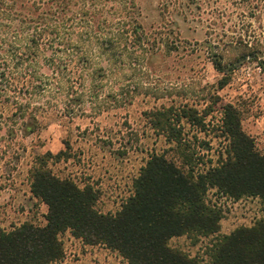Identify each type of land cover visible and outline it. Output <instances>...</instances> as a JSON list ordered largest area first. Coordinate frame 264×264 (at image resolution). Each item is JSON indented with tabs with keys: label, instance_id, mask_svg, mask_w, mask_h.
I'll list each match as a JSON object with an SVG mask.
<instances>
[{
	"label": "rangeland",
	"instance_id": "374dc122",
	"mask_svg": "<svg viewBox=\"0 0 264 264\" xmlns=\"http://www.w3.org/2000/svg\"><path fill=\"white\" fill-rule=\"evenodd\" d=\"M259 6L251 11L239 0H111L103 14L109 21L136 19L143 46L2 55L0 69L50 75L41 78L40 98L21 101L23 121L33 124L32 113L40 123L36 133L10 138L13 120L5 114L0 118V226L44 225L46 206L31 197L28 171L46 153L58 155L48 164L54 175L95 188L96 209L103 214L120 210L152 152L180 164L167 143L166 123L180 127L184 141L196 152L207 150L214 162L224 148L217 131L221 108L231 104L239 111L243 132L264 153V9ZM58 68L82 77L57 84L50 77ZM186 109L196 111L203 126L178 119ZM206 199L222 209L220 235L251 226L262 216L257 198L231 201L210 191ZM60 240L66 254L54 264H126L101 246L82 245L68 232ZM209 240L181 236L168 244L191 258L206 259Z\"/></svg>",
	"mask_w": 264,
	"mask_h": 264
},
{
	"label": "trees",
	"instance_id": "16d2710c",
	"mask_svg": "<svg viewBox=\"0 0 264 264\" xmlns=\"http://www.w3.org/2000/svg\"><path fill=\"white\" fill-rule=\"evenodd\" d=\"M239 1L247 2L251 11L259 5L264 9V0ZM109 2L0 0V57H16L20 51L37 55L75 48L106 52L117 46H143L136 19L109 21L103 14ZM116 9L122 15L121 8ZM121 24L122 30L117 27ZM44 72L31 74L10 66L0 69V118L5 114L13 120L10 138L34 134L39 128L32 113L33 124L23 121L21 101L42 96L39 83L50 75ZM52 74L57 84L82 77L78 71L59 68ZM221 114L217 131L224 148L214 162L207 150L196 152L184 141L180 127L175 130L166 123L167 143L180 164L152 152L133 180L132 194L114 214L96 209L97 191L89 184L80 187L70 178L53 174L48 164L58 155L38 157L28 171L29 193L46 206L45 223L24 221L10 229L0 226V264L59 263L66 254L60 235L66 232L82 245L101 246L126 264H264V153L256 150L253 138L241 129L236 107L225 104ZM179 118L195 126L204 124L191 109L182 110ZM210 191L231 201L257 198L263 205L262 216L251 226L220 235L222 209L207 201ZM181 236L195 241L210 238L206 259L191 258L169 246L170 239Z\"/></svg>",
	"mask_w": 264,
	"mask_h": 264
}]
</instances>
